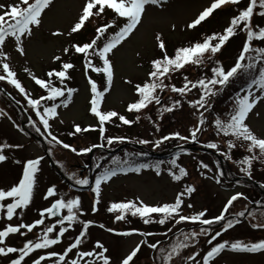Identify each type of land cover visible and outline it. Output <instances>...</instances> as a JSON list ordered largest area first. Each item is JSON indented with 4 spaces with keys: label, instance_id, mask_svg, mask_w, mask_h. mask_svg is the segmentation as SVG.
<instances>
[{
    "label": "rangeland",
    "instance_id": "1",
    "mask_svg": "<svg viewBox=\"0 0 264 264\" xmlns=\"http://www.w3.org/2000/svg\"><path fill=\"white\" fill-rule=\"evenodd\" d=\"M213 2L214 0H166L160 6H146L141 24L130 38L122 42L113 50V53L109 54L114 75L110 89L102 99L101 110L103 112L116 111L120 115H124L127 119L134 121L130 126H117L119 125V120L113 118V122L106 125L107 136L124 137L125 141H127L119 149H117V145L119 144H114L110 149L108 147L104 149L95 148L96 150L93 149L86 156H76L74 153L62 149L59 146L50 145L46 135L38 133L29 125L28 121L30 117H28L25 128L30 130L32 134L29 135V131L22 130V118L16 107L0 93V145L10 144L22 146L19 148L4 149L3 154L7 159L0 162V189L8 190L18 183L22 176L23 164L26 161L43 157L39 165V171L36 174V184L30 205L24 210L18 209L11 221L6 220L4 213L0 212V230L8 224L16 226L20 223H32L40 219L39 211L49 207L53 202L54 198L44 199L47 189L53 186L58 194L56 198L62 196L67 200L79 197L81 200V211L84 213V215L78 217V222L73 228L65 233L59 244L49 249H41L31 253L28 257H25L22 264H32L33 260L40 255L47 256L51 252L62 253L73 242L75 236L79 234L82 227L80 222L83 221H91L92 226L87 230V235L79 250H91L93 245L99 241L108 249L107 256L110 258L111 264H120L121 260L137 244L144 241L141 244L137 256L134 257L130 264H159V261L156 259L159 247H168L178 238L182 240L183 236L180 235L182 232H199L200 226L191 223H181L173 227L174 222L166 223L165 225L156 223L145 225L139 217H133L130 213L125 216L124 220L115 221L116 213H109L107 208L112 203L128 201L134 203L143 202L149 206L172 203L176 195L183 191L185 185L192 186L195 191L191 194L185 193L182 207L183 215H194L200 211H206L205 218L213 219L220 214L226 200L240 192H246L251 201H248V203L235 201L231 213H228L226 217L233 218L236 213L240 211L245 212L248 205L249 208L254 206L259 207L253 210L254 212L248 211L244 217H240L239 219L242 218L243 222L227 232H222V235L217 237L216 241H213V245L223 241L233 242L235 240H241L247 243L264 240V229H254L252 227V224L264 221L263 189L260 188L259 184L245 183L244 180L239 179L242 176H240L238 169L233 166L232 161L225 160L216 151L210 149L209 152H202L200 150L204 149L202 145L208 142L218 143L224 149L226 147L212 127L213 121L211 120L209 112H205L206 124L204 127L207 130L198 133V139L195 141L198 145H194V148L189 146L188 150L180 153L177 160L178 165L186 169L187 176L180 181L174 182L167 173L171 167L168 161L177 155L175 153L172 157L170 156L177 149V145L173 147L174 149L168 146L154 148L152 143L140 145L134 141H138L139 139L155 141L162 135L172 132L188 135V130L197 123L198 114H196L195 109H193V113L196 114L195 117L191 112L188 115L185 110L181 114H175L173 117L166 119V122L160 124V128H164L162 133H157L151 128V125L143 124L144 122L140 119L137 121L135 114L126 111L127 105L135 102L138 98L135 94L134 85L146 82L151 68V61L162 58L163 56L155 40L157 34L161 36L167 50L170 47L171 49L173 48L170 50L171 54L167 53L171 57L175 54L177 48L202 42L204 37L208 36L206 33L207 27L212 28L215 24L220 23L218 28H212L211 34L217 32L222 33V28L225 26H222V24L228 23L227 13L235 5H223L220 10L214 11L210 18L201 22L200 25L193 29L187 27L188 24L192 23ZM17 3H19V0H0V6H4V8ZM85 3L86 0H53L51 6L43 13L40 26L33 28L30 38H23L24 55H20L15 51L14 41L11 38L6 41L2 49L9 57L7 63H9L12 70L17 74V78L31 94L32 98H37L38 96L36 95L40 93H36L38 89L36 87L37 85L34 84L24 69L27 68L29 72L38 78L46 79V73L50 70H59L61 63L68 62L74 65L68 71L70 79L65 81V85L75 88L77 91L73 93L69 106L67 108H59L57 118L51 120L50 124L52 133H55L60 139L62 138L63 141L70 143L69 145L77 150L101 141L98 131L70 135L76 125H79L81 128H96L98 126L96 118L90 113L89 101L91 99V90L86 80V71L83 66L85 62L84 57L83 54L76 53L71 47V44L75 41L77 43L76 45L79 46L87 43L89 40L91 41L95 37L98 27H102L114 19V13L111 10H105L98 17H90L81 30L70 34V29L77 22ZM247 3L248 0H241L239 6L237 5V11L245 8ZM4 8H0V12ZM262 21L263 18L257 17L254 14L252 25L254 27H261L260 24ZM123 23V19H115L114 27L105 33L98 43V47L102 46L107 36L117 31ZM53 32H60L62 35L53 36ZM244 39L245 34L238 31L236 35L231 37L225 49L220 53L223 56L221 59L219 55L218 59L225 69L234 65L242 49ZM252 46L261 47L262 43L254 42ZM65 48H68L71 53L66 54L64 52ZM56 56H59L61 59L54 61V57ZM92 58L96 60L94 62L95 65L102 67V62L98 57L92 56ZM91 77L94 78L93 75ZM53 80L55 81L54 86H60L59 81H56L55 78ZM126 80L131 81V83H125ZM95 81L97 82L98 90L103 91L106 86L103 73H98L95 76ZM0 85L3 87V91L5 93L7 91L14 101L27 108L32 113L31 119L35 120V113L28 106H25V99L5 82L0 81ZM216 100L219 102L221 99ZM212 102L213 98L210 103L212 104ZM247 123L258 137L264 138V101L260 102L252 113H250ZM156 125H154L155 130ZM37 126L42 128L38 121ZM42 138L46 142L44 145L37 141ZM185 143L187 144L188 142ZM50 147L52 155H49ZM45 151L51 157L55 169L50 167L45 156ZM120 152L124 156L125 153H146L144 155L145 157H153V155L161 153L166 154L159 156L158 159L164 162L161 164L162 173L160 176H157L150 168L148 170L142 169L139 174L133 172L118 174L109 182L101 185L99 203L97 204V211L95 213L92 212V204L96 197L91 189L83 193L71 191L56 175V172L61 173L67 178V174L75 172L80 178L87 177V173L89 172L87 170V161L89 160L87 157H91L90 159H94V161H97L100 157L102 163L108 165L111 158L107 156L112 157ZM201 162L207 164L208 168L201 169L199 167ZM60 165H63V167L61 168ZM224 168L225 171H229L230 177H221L225 174ZM218 170L221 174L223 172L221 176L215 175ZM254 177L258 178L259 173H256ZM217 179L220 181L219 183L216 182ZM259 179L264 182V171L260 173ZM69 182L72 183V181ZM8 202L4 201L3 203L6 204ZM189 204L193 205V207H187ZM248 213H253L254 216H250ZM65 214L66 210H62L61 215ZM56 219V217L48 218L46 216L44 218V224L34 229L32 233H27L26 230L22 229L21 231L25 232L24 235H10L6 238V244L4 246L22 247L26 241L35 240L37 233H40L45 226L55 223ZM100 225L104 227H100ZM217 225L213 224L210 226L211 231L209 235H201L196 241L190 242V246L182 250L181 255L175 257L172 264H185L187 256L192 253L200 254L197 257L196 264H202V256L213 246L209 245L207 240L211 238V235L215 234ZM169 228H172L171 232L168 231ZM108 229H112L113 231L110 232ZM58 230L59 225L54 229V232ZM116 232H132L133 234L120 236L116 235ZM140 232H151L153 235L145 237L139 235L138 233ZM162 233H167V235H162ZM156 242H159L157 250L154 251L148 247V244ZM75 251L77 250L69 253L66 260L75 258ZM17 258H19V253L0 256V264H11V261ZM55 260L56 258L52 257L47 261H42L41 264H55ZM211 264H264V252L241 253L223 251Z\"/></svg>",
    "mask_w": 264,
    "mask_h": 264
},
{
    "label": "snow or ice",
    "instance_id": "2",
    "mask_svg": "<svg viewBox=\"0 0 264 264\" xmlns=\"http://www.w3.org/2000/svg\"><path fill=\"white\" fill-rule=\"evenodd\" d=\"M166 0H86V3L82 7L81 14L78 17L77 22L71 27L70 34L76 33L82 29L85 22L90 17L100 16L105 10H111L114 13L113 21L98 27L96 29V35L90 43L83 45H72L74 51L78 54H83L85 71L91 68L92 72L103 73L106 81V86L103 91L98 90L97 84L89 79L88 84L91 90L90 113L94 116L98 122L96 128L85 127L81 128L79 125L74 127L73 132L70 135H76L79 133L98 131L99 139L102 143L92 144L89 147H84L79 151L67 143H63L57 136L51 132L50 121L56 119L58 116V109L61 107L67 108L72 100L73 93L77 91L75 88L67 87L65 81L70 79L68 75L69 69H72L74 65L72 63L63 62L60 64L59 70H50L46 73V79L38 78L26 68L25 72L29 74L30 79L42 89L46 95H41L39 98H32L31 94L25 89L22 83L17 78V74L12 70L9 63H7L9 57L3 52V47L6 41L11 38L14 41L15 51L20 55H24L23 38H30L32 30L35 27H39L42 22L43 13L51 6L53 0H19V3L9 5L0 12V81L6 82L7 85L14 88L20 96H22L27 102L28 108L35 113V120L30 119L29 125L34 128L38 133L46 135L48 143L50 145L59 146L60 148L67 149L74 153L76 156H86L91 153L93 149H103L108 147L109 149L114 144L123 143L124 137H115L106 135V125L113 122V118L119 120V125L130 126L134 121L127 119L124 115H120L116 111L103 112L101 110L102 99L106 92L109 91L113 81L114 69L109 59V54L113 53L122 42L126 41L134 33L137 27L141 24L143 15L146 11V6L155 5L160 6ZM241 0H214V2L202 11L198 17L188 24L189 29H193L200 25L206 18H208L216 9L223 5H239ZM259 15L264 17V0H248L247 6L241 10H238V14L231 18L228 27H226L222 34L213 33L206 36L202 42H196L187 47H180L175 50L174 56H169L166 52L165 44L159 34L156 35L155 40L157 47L163 53L162 58L154 59L151 61V68L147 76V81L142 84L134 85L135 94L138 97L135 102L127 105V112L140 113L143 109H146L149 105L155 103L156 105H162L161 98L157 94L165 91L169 85L165 84V80L170 78L172 73L179 72L185 65H202L205 63V59L212 60V58L222 49L225 43L237 32H243L245 34V40L242 44V49L239 52L235 63L228 69H225L222 64L215 62V66L211 67V76L207 78H199L195 82L184 78L185 83L182 87L171 86L170 91L177 93L179 96L184 97L190 93L193 89H198V98L189 101V106L195 109L198 113L197 123L188 130V135H181L179 132L172 133L170 135H164L160 139L155 141H149L147 139H139L134 141L140 145L153 144L154 148H159L165 141L175 140L181 142H195L198 139V133L206 131L204 127L206 124L205 112H209L212 105L211 99L216 97L219 92H222L227 85L233 80L241 77L247 81V86L242 88L240 92H237L232 100L231 108L226 114L225 118L216 116L212 123L216 134L227 138L226 150L221 151L220 145L215 142L204 143L202 147L218 151L225 160H231L239 167V170L246 175L249 179L252 176L253 161L264 160V138L258 137L249 127L247 119L257 105L264 101V46L253 47L254 42H264V27L252 25L253 16ZM123 19L124 23L119 26L118 30L108 35L104 40L103 45L98 47V41L105 35L109 28L114 27L115 19ZM53 36L62 35L60 32H53ZM215 42V43H214ZM67 54L68 48L64 49ZM96 56L102 62V67L93 65V61L90 57ZM59 56L54 57V61H59ZM59 81L60 86H54L55 81ZM125 83H131V81H125ZM42 101L44 103H42ZM59 101V102H57ZM50 103V106H49ZM181 100H175L171 106H161L158 109L160 116L164 113L173 112L177 107L181 106ZM203 110V111H201ZM6 115V114H5ZM150 119V117H146ZM139 116L136 117L138 121ZM37 121L39 125L37 126ZM156 131H159V125H156ZM243 148L247 155H244L241 159L233 160L230 155L231 151L237 146ZM21 145H0V162H3L7 157L3 154L4 149L19 148ZM49 155H52L51 147L49 148ZM146 153H125L123 158L113 156L110 163L107 166H103L99 161H94L96 169H100L95 176L94 186L91 187L92 193L95 194L96 199L92 204V212L97 211V204L99 203L101 185L109 182L113 177L118 174H127L129 172L139 174L141 170L152 169L157 176L162 173L161 164L163 161L150 163L137 164L132 157L144 156ZM179 154L174 156L168 164L171 167L168 170V176L172 181H180L187 176V171L184 167L178 165L177 160ZM43 157L37 159H30L23 164L22 176L18 183L12 186L8 190L0 189V212L4 213V218L11 221L17 210L26 209L34 194V188L36 184V174L39 171V165ZM62 168L63 165H60ZM199 167L201 169H207L208 165L201 162ZM221 175L219 170L215 174ZM69 181L79 187L89 185L88 177L80 178L75 172L67 174ZM220 181L217 179L216 181ZM264 188V184L260 185ZM195 191L192 186L185 185L182 192L178 193L172 203H164L158 206H149L143 202H121L112 203L107 211L109 213H118L115 216V221H121L125 219L126 214H131L133 217H139L145 225L150 223H156L159 225H165L166 223H173L179 225L181 223H191L199 225V232L192 231L188 233H181L183 239H177L172 242L168 247H159L158 243H150L148 247L154 251L158 249V255L156 259L159 264H172L175 257L181 255L182 250L187 249L190 246V242H194L201 235H209L213 224H219L225 220V214L229 212L233 203L239 199L244 198L242 193H236L232 195L224 204L220 214L213 219L206 217V211H200L194 215H183L182 207L184 203L185 193L191 194ZM58 196L55 187H49L44 195V199L54 198L49 207L39 211L40 219L35 220L32 223H20L16 226L11 224L6 225L0 230V256H8L12 253H19V258L13 259L11 264H22L25 257H28L31 253L41 250L49 249L54 245L61 242V238L78 222V217L84 215L81 211V200L79 197L70 198L65 200L62 196ZM9 201L8 203H3ZM187 207L192 208L193 205L189 204ZM62 210H66L65 215H61ZM155 214V215H154ZM250 216H254L253 213H248ZM56 217V221L53 224L45 226L40 233H37L35 240L26 241L22 247L16 248L12 246H4L6 244V238L10 235L20 234L24 235L32 233L34 229L44 224V218ZM245 212L240 211L235 214L232 219H228L226 223L222 225V231H215L214 235L207 240L209 245H213V241L217 240V237L222 235V232H227L238 224L239 218L244 217ZM82 224L79 234L75 236L73 242H71L62 253L51 252L47 256L40 255L34 259L32 264H41L42 261L55 257V264H111L110 258L107 256L108 249L99 241H97L91 250H79L80 246L84 242V238L87 235V230L92 226L91 221L80 222ZM57 225L59 230L54 232ZM209 226V227H205ZM100 227H104L100 225ZM254 229H264V221L252 224ZM112 232V229H108ZM169 232L172 228L168 229ZM116 235L128 236L132 235V232H116ZM141 236H152L151 232H140ZM167 235V233H162ZM137 244L136 247L126 255L120 262V264H130L134 257L140 250L141 244ZM241 253H258L264 252V240L258 242H244L241 240H235L233 242L223 241L218 242L202 256V264H211L215 258L221 254L224 250ZM75 258L66 260L69 253H73ZM199 253L189 254L185 260V264H196Z\"/></svg>",
    "mask_w": 264,
    "mask_h": 264
},
{
    "label": "trees",
    "instance_id": "3",
    "mask_svg": "<svg viewBox=\"0 0 264 264\" xmlns=\"http://www.w3.org/2000/svg\"><path fill=\"white\" fill-rule=\"evenodd\" d=\"M262 18L264 19V17H262ZM218 25L219 24H215L214 28H216ZM260 25H262V27H264V21H263V24L261 22ZM211 30L212 29L210 28L207 33H212ZM227 42L222 47V49L212 58V60H208L206 58L205 63L202 65H198V66L197 65H185V67L182 68L179 72L172 73L170 78L165 80V84L169 85V87L166 88L165 91H163V92L158 91V93H157L159 95V97L161 98L162 105L163 106H171L175 100L179 99L182 102L180 107H177L173 112L164 113L162 116H160L158 109H160L162 105H156L155 103H153V104L149 105L146 109H143L140 113L132 112V114H135V118L137 116H139L140 120L144 122L143 124L151 125V128H153L154 131H156L154 129V125L159 124V131H156V132L162 133L164 131V128L161 129L160 124L166 122V119L173 117L175 114H181V112H184L186 110L188 115H190V112H191L195 117L196 114H198V113H196V114L193 113L194 108L189 106V101H192V100H195L198 98V89H193L186 96L181 97L177 93H172L170 91V87L171 86L182 87L183 84L185 83V80H184L185 77H187L188 80L193 81V82H195L199 78H207L208 75L210 77L211 76V67L215 66V62H219V59H218L219 55H220V58L222 59L223 55H221L220 53L225 49ZM258 43H260V44L262 43V46H264V42H258ZM172 49L170 47L169 50L166 49V52L171 54L170 50H172ZM205 73H206V75H205ZM246 86H247V81L245 78L241 77L239 79H235L229 85H227L225 87V89L217 97H214L213 102L211 104L212 107L209 110V115H211V120L214 121V118L216 116H220L222 119L225 118L226 114L228 113L229 109L231 108L234 95L237 92H240V90L242 88H245ZM216 99H221V100L219 102H217ZM201 111H203V110H201ZM146 117H150V119H147ZM144 119H145V121H144ZM172 131H174V130H172ZM172 133H174V132H172ZM172 133H170V134H172ZM170 134L166 133L164 135H170ZM164 135H162L160 138H162ZM220 138L222 139L223 144L226 146L225 141L227 138H224L222 136H220ZM171 143H172V145H171ZM118 144H119V145H117L118 147L120 145H122L121 143H118ZM184 144H186V143L181 142V141L170 140V141H165L161 146H168L170 148H173L175 145H177V147H179V146L184 145ZM160 148H162V147H160ZM220 150L225 151L226 147H225V149L220 147ZM216 152L218 155H220L218 151H216ZM247 154L248 153H246V151L243 148H241L239 145L237 146V148L233 149L230 153L233 160L241 159L244 155H247ZM107 157L112 158L113 156L112 157L107 156ZM117 157L123 158L124 155L120 153ZM132 159H134L137 164H139V163L155 164L156 162H159V160H158L159 156H157V155H153V157H148V156H146V157L145 156L132 157ZM99 160H100V157L98 158L97 161H99ZM99 163L102 165V167L107 166L106 164L102 163V160H100ZM232 164H233V166H235L238 169L239 174H240V176H242V178L249 179L246 175H244L239 170V167L236 164H234L233 162H232ZM91 168L93 171V176H95L100 171V169L95 168L94 159H92ZM263 171H264V160L258 159L256 161H253V166L251 169V172H252L251 180L253 182L259 184V186L261 184H263V181L261 180L262 178L259 179L260 173H262ZM224 172H225L226 176H229V177L231 176L229 174L228 170L225 171V168H224ZM256 173H259L258 178L254 177V175ZM246 185L248 186V184H246ZM261 189H263V191H264V188H261ZM242 201L247 202V201H251V200H242ZM258 208H259L258 206H255L254 210H256ZM247 209H249V205L247 206Z\"/></svg>",
    "mask_w": 264,
    "mask_h": 264
}]
</instances>
